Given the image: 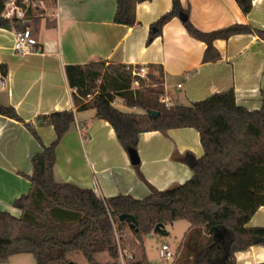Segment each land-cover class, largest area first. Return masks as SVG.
Instances as JSON below:
<instances>
[{
	"label": "crops",
	"instance_id": "0c3cea01",
	"mask_svg": "<svg viewBox=\"0 0 264 264\" xmlns=\"http://www.w3.org/2000/svg\"><path fill=\"white\" fill-rule=\"evenodd\" d=\"M47 1L52 16L49 21H28L39 41V52L18 53L12 25L0 27V77L5 79L0 102L15 107L22 117L21 121L0 114V211L21 216L15 201L32 189L29 177L34 170L33 157L42 151L43 144L49 145L56 137L52 125L38 123L40 115L74 110L75 123L56 149L55 177L60 182L93 189L106 198L128 195L143 199L153 188L166 190L182 184L192 177L193 170L179 158H200L204 154L200 133L193 127L147 131L139 137L141 162L137 169L113 126L96 117L95 108H77L67 65L104 61L145 67L148 74L154 75L162 69V100L169 103L167 106L190 105L231 88L239 105L249 110L263 105L264 39L255 32L217 39L214 44L220 59L205 62L206 43L188 32L180 16L172 18L161 34L149 40L153 23L172 9L173 0L139 3L133 26L115 22L116 0ZM180 2L191 23L203 32L234 24L264 30V0H252L247 14L236 0ZM114 105L124 112H145L128 107L121 98ZM27 122L33 124L40 140ZM248 226H264V205ZM17 255L1 262L6 264ZM235 258L237 264L264 263V244L256 242L236 252Z\"/></svg>",
	"mask_w": 264,
	"mask_h": 264
},
{
	"label": "trees",
	"instance_id": "16d2710c",
	"mask_svg": "<svg viewBox=\"0 0 264 264\" xmlns=\"http://www.w3.org/2000/svg\"><path fill=\"white\" fill-rule=\"evenodd\" d=\"M7 1L0 0V27L10 24L1 17ZM143 1L150 0H116L115 22L135 25L136 8ZM236 1L244 13L251 11L252 0ZM181 13L188 11L180 0H173L172 9L153 23L149 40L161 34L163 26ZM184 25L192 36L206 43L205 62L220 59L214 44L217 39L249 32L264 39V30L246 24L212 32L199 30L189 18ZM138 68L104 61L67 65L69 84L75 88V105L80 110L95 108L96 117L113 126L127 151L138 150L143 132L197 129L203 156L179 158L192 168V177L166 190L153 188L143 199L128 195L106 198L93 189L60 182L54 173L56 149L75 123V112L68 109L40 115L38 123L52 125L56 137L49 145L43 144L42 151L33 157L34 170L29 177L32 189L15 201L21 216L0 211V261L17 254H32L37 264H68V255L80 252L89 264H103L97 260L99 253L119 257L113 222L130 224L135 237L142 241L158 223L189 221L190 227L176 248L174 264H237L236 252L255 244L254 237L264 244V226H248L264 205V102L260 109L249 110L237 103L231 88L190 105L167 106L162 100L163 70L144 78L134 74ZM5 74L3 68L2 76ZM135 82L139 88L133 87ZM117 98L128 107H139L145 112L122 111L114 105ZM150 110L159 114L153 117ZM0 114L22 121L12 105L0 102ZM26 124L40 140L33 124ZM123 213L134 215L136 225L120 221ZM159 233L169 234L165 228ZM135 264L152 263L144 255Z\"/></svg>",
	"mask_w": 264,
	"mask_h": 264
},
{
	"label": "rangeland",
	"instance_id": "374dc122",
	"mask_svg": "<svg viewBox=\"0 0 264 264\" xmlns=\"http://www.w3.org/2000/svg\"><path fill=\"white\" fill-rule=\"evenodd\" d=\"M32 4V3H31ZM37 4V6H35ZM33 10L26 15V21L33 22L41 18L49 21L51 16L50 3L46 4V7L39 4L37 1L32 4ZM147 75L144 77L146 78ZM148 82V80H147ZM134 88H139V83L135 82L133 84ZM117 224V240L121 244L122 248L129 250L135 254V259L129 262V264H135L140 258H144L155 264L164 263L159 256V247L163 243H168L173 250L177 248L182 240L185 231L190 225V222L187 220H178L174 224L168 223L166 225V230L170 233L168 235H161L160 233H155L154 231L145 235L142 241H139L133 231L131 226L128 223L123 225ZM118 243V244H119ZM176 255V254H175ZM179 255V254H178ZM70 261H73L77 264H89L85 256L80 252H72L68 255ZM178 257V256H177ZM97 260L103 264H120V258H111L107 252L102 253L98 256ZM36 260L32 254L17 255L14 258H11L6 264H36ZM0 264H3L0 261ZM5 264V263H4ZM174 264V263H173Z\"/></svg>",
	"mask_w": 264,
	"mask_h": 264
},
{
	"label": "built area",
	"instance_id": "2783aa9c",
	"mask_svg": "<svg viewBox=\"0 0 264 264\" xmlns=\"http://www.w3.org/2000/svg\"><path fill=\"white\" fill-rule=\"evenodd\" d=\"M37 1L42 6L46 7L47 0H8L5 8L1 14L3 19L10 22L14 28L15 42L14 49L18 53H30L39 52L41 50L39 41L33 32V28L29 26L26 21V15L33 10L34 2ZM32 3V4H31ZM37 6V4H35ZM134 74L140 77L148 75V71L145 67L134 69ZM5 86L4 77H0V88ZM167 105V101L163 100ZM114 223V228L117 234V224ZM118 237V236H117ZM119 243V241H118ZM119 258L120 264H129L135 259V254L121 247L119 243ZM176 251L171 248L168 243H163L159 247V256L164 263L161 264H173L175 260Z\"/></svg>",
	"mask_w": 264,
	"mask_h": 264
},
{
	"label": "water",
	"instance_id": "95a60500",
	"mask_svg": "<svg viewBox=\"0 0 264 264\" xmlns=\"http://www.w3.org/2000/svg\"><path fill=\"white\" fill-rule=\"evenodd\" d=\"M180 17H181V20L183 22L186 21L187 18H188L187 14H184V13H181ZM149 113H151L153 117H156L159 114L158 111H156V110H150ZM128 153H129V156H130L132 164L133 165H139L141 160H140L138 151L133 149V148H129L128 149ZM119 219H120V221H127V222L131 223L132 226H135L136 223H137L136 217L134 215H132V214H129V213L121 214ZM164 228H165V224L164 223H158L155 226V228H154V232L155 233H159L160 230H162ZM254 241H255V243L259 242V238L258 237H254ZM68 264H77V263H75L73 261H70Z\"/></svg>",
	"mask_w": 264,
	"mask_h": 264
}]
</instances>
